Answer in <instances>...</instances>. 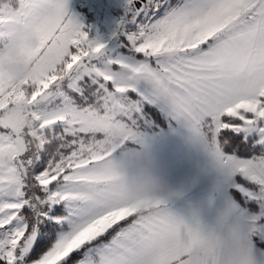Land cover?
<instances>
[{"label":"snow or ice","instance_id":"6c2138e0","mask_svg":"<svg viewBox=\"0 0 264 264\" xmlns=\"http://www.w3.org/2000/svg\"><path fill=\"white\" fill-rule=\"evenodd\" d=\"M13 51L0 264H264V0H0Z\"/></svg>","mask_w":264,"mask_h":264},{"label":"clouds","instance_id":"9594fccd","mask_svg":"<svg viewBox=\"0 0 264 264\" xmlns=\"http://www.w3.org/2000/svg\"><path fill=\"white\" fill-rule=\"evenodd\" d=\"M36 43L37 41L34 37H29L25 41L27 47H35ZM0 72H3L7 76H11L18 82L28 78L30 68L25 63L24 57L18 55L16 51H13L7 58L0 60Z\"/></svg>","mask_w":264,"mask_h":264},{"label":"crops","instance_id":"0c3cea01","mask_svg":"<svg viewBox=\"0 0 264 264\" xmlns=\"http://www.w3.org/2000/svg\"><path fill=\"white\" fill-rule=\"evenodd\" d=\"M120 14V9L119 8H115L113 9V12H112V19L115 20L118 18ZM111 25V21H108L104 24V26L101 28V31L104 32L105 34L107 33V30H109V27Z\"/></svg>","mask_w":264,"mask_h":264},{"label":"rangeland","instance_id":"374dc122","mask_svg":"<svg viewBox=\"0 0 264 264\" xmlns=\"http://www.w3.org/2000/svg\"><path fill=\"white\" fill-rule=\"evenodd\" d=\"M86 22H89V23H96V21L94 20H86ZM99 27V25H97ZM108 31V30H107Z\"/></svg>","mask_w":264,"mask_h":264}]
</instances>
